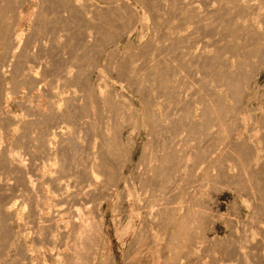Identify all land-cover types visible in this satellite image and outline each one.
Here are the masks:
<instances>
[{
  "label": "bare ground",
  "instance_id": "6f19581e",
  "mask_svg": "<svg viewBox=\"0 0 264 264\" xmlns=\"http://www.w3.org/2000/svg\"><path fill=\"white\" fill-rule=\"evenodd\" d=\"M87 1L0 0V102L2 103V99L4 98L2 97L1 99V93L3 96L4 92L2 91H4L5 87L3 83L7 74V68L11 67V75L14 82V84H12L14 85L13 93L23 99L19 100L20 102H22L21 107L23 105V108L27 111L29 117H32V120L26 122L25 127H22L25 129L24 133H22L21 136L18 135L20 136V138L18 136L17 137L19 139L15 138L17 140L16 148H7L6 151L4 149V153L2 152V155H0V164L2 165L1 168H4L3 172H5L6 170V176H3L5 179L4 182H6V178L8 180L5 184L3 183L4 185H1L3 186L4 193H0V196L1 194L7 196L8 194H10V192H15V194H17L20 191H24L26 196L29 195L30 198L32 197L33 209L31 212L32 215H34L33 218H35V223L38 221V223L40 224L41 227H39L40 229H42V234L44 236L40 234L41 231L38 235H40L42 237V240L44 239V242L47 243V253L51 255V257L54 259L53 261H55L56 264H101L103 260L106 261L107 257L105 258L106 254L105 251L103 252L104 249H102V246L99 247V244H96L97 246L93 244V234L91 232H93L94 234L97 233L98 235L99 231L95 233L91 228L94 229L92 225L95 226L96 223L94 224V222H96L98 219V224H105V205L112 198V191L120 189L119 186L122 183L123 179V181L126 182L128 180V178H124L126 177L124 172H126V168H128L133 163L132 160H134V152L127 149L128 154H126L127 152L125 154L122 153L124 150L126 151V148H124V146L126 145L120 144V137L126 130H131V133L138 132L139 135L144 131L151 140V142L149 140L151 150H147L146 154L145 151L142 159L140 158V163L138 162L140 170L142 171L138 172L139 176L137 175V178L141 186L140 192L142 193L140 195H142L143 193H152L150 194L151 197L149 199V204H144L145 207L138 208L139 206L137 207L136 205L137 202L135 203L137 212L132 207L133 209L130 211V215L127 216V226L125 225V227H127L128 230L130 228H133L132 226L134 225L136 218L139 220L141 219V222L143 223V227H141L142 231V228L146 227L147 225L148 227H150H147L150 230H155L157 232H161L163 230L164 232L173 230L178 234H183L186 238L189 237L192 233V228L194 232L198 231H196V229H198L199 226L197 225L198 227L196 226L194 229V226L192 227L191 223L193 222V225H195L197 222L200 223L205 214H208L209 212L200 213L201 211L198 212V209H195L196 211L190 209L183 211L182 209L184 207H178L175 205L176 203L173 204L172 202H170V197L172 198L173 192L180 193L179 191L182 190L181 186L185 183V180L182 181L181 178L183 177L180 178L179 174H182L180 173V171L184 169V165L186 169V165H188V167H190L191 169V167H193L191 163H193L195 167L192 169H196L200 172L206 162L208 163L211 160L214 161V159L218 157V154H220L221 151L219 150L225 143L224 140H227L224 139L225 133L230 132L226 130V127L230 124L228 123V121L231 118V120H233L235 112L233 110L234 107L231 106L233 104L229 102V97H233V92H236L233 93L234 95L240 92L239 90L241 88L238 87L239 85L237 84L239 83L236 80L240 79L238 77L240 74H242L241 70L243 69L244 65L248 64L246 59H252L254 55H258H256L253 47L249 48L250 45L248 44L249 42H254L252 38L255 39V37L253 35H257L261 30L259 28L260 30L258 29L259 31H256L257 28L252 27V24L253 26H256L254 25V23H252V18L250 19L252 20L251 22H249L250 20L248 19V22L252 23L250 26L248 25L249 23L245 24V21L243 22V20H239L240 22H237V19H239L238 17H242L243 19V16L246 13V15H248L251 11V13L253 14L254 10L256 9L254 7V10L252 9V11L248 8L254 5H247L248 8L244 7L247 8L246 12H244L245 9L242 10L243 7L241 8L243 3L240 7H238V0H229L225 3H223L224 1H219V3L217 0L213 1L215 3L217 1V5L210 1L209 4H205L206 6H202L204 9H201L202 7H199L197 5L198 2H194L195 0H189L190 3L187 2L188 0H138L139 3L140 1L141 4L143 3V5H141L142 7L145 5L144 7H146L150 13L147 11L145 12L147 14H151L152 19L154 20V22H152L150 19V22L154 24L152 26H147L150 27V29L148 30V40L147 42L142 43V39L145 38L144 36L147 34H142L144 36L140 35L143 38L140 40V43H142V45H140L141 47L140 49H138L139 51L130 52V50H128L129 52H124L125 55L123 56L122 62H119L120 64H118V62L117 64L114 63V65L116 64V67L118 66L117 72L122 74L119 75L121 82L123 79V82H126V85L129 84L133 88V92L138 94L140 97L139 99H141V108L139 106L140 110H137L136 105L133 104L134 102H131V98L129 100V98L127 99V97H125L129 101H127L126 99L124 100L123 97L119 98L120 95L117 98L116 95L113 96V93H111V91L110 93L105 94L103 92L105 90V86L100 85L99 83L101 82H99L98 84L100 86H103L104 90H102V88L98 90L92 87H86V76L83 80V71L85 70H83V67H85V65L88 66L93 58H97L95 60V63L98 58L99 60L101 59L103 55H97H101V51L105 50L106 47L103 43L107 44V47L110 42L111 44L119 43L123 37V35H121V32L124 35L132 33V31H134L133 28L138 22H136V20L134 23L135 25L132 28L133 24H131L132 26L130 25V23L132 22L129 23L126 20L124 22V19L121 17L122 15L120 16V13H114L112 9L110 10H112L113 13L109 12L110 14L107 15H104V13H102L101 15L100 13L98 15L100 11L102 12V8H100V6L102 5L99 4L100 9L97 7L98 5H96L97 11L100 10L97 13L95 12V9H92L95 6H92V3L89 4L90 2ZM107 1L110 2V0ZM107 1L104 2L107 3ZM116 1L118 2L121 0ZM205 1L206 0H204V2ZM258 1L263 2L262 0ZM111 2L114 3V1L112 0ZM247 2H249V0ZM259 2L255 3L258 4ZM93 3L95 5L96 2ZM251 3H253V1ZM256 4L255 6L258 7ZM262 4H264V2L261 3V5ZM117 5L115 6L120 9V4L119 6ZM90 6H92V8ZM244 6H246V4H244ZM89 8H91L96 15H94L93 11L90 12L91 10H89ZM122 9L123 8L121 7V10L115 9V11L122 12ZM35 10H37V12H35ZM107 10L109 11V9ZM246 15L245 19L249 16ZM259 16L260 15H258V17ZM261 16L259 21L261 20ZM258 17H255L254 19L256 20L258 19ZM255 22H257V20ZM126 25H128L129 27L127 28ZM251 27L253 29L252 32ZM144 30L145 29H143L142 31ZM253 31L258 33L256 34ZM108 37H110L109 39H117V41H120L116 43V41L114 42L112 40H109ZM251 39L252 41H250ZM262 39H264L263 35ZM108 40L110 42L107 43ZM98 42L101 43V48H103V50H100V47H97ZM119 45H121V43H119ZM200 45L202 47L201 50L195 51V49L197 50ZM115 49L112 51H115ZM122 50L123 49H121V51ZM109 53L110 54L108 55L110 56L107 57H109L110 59L113 58L111 57V53L115 54L113 56H116V53L114 52ZM103 54H105L104 51ZM241 57H243L242 60L240 59ZM111 61L109 63H111ZM251 61L253 62V60ZM51 62L53 63L51 64ZM242 64L244 65L241 66ZM40 65H43L45 69L53 74L51 80H46L47 83L45 79H40V77H37L36 73L39 71L36 70V66L40 67ZM97 67L95 68L94 66V69L97 70ZM110 69H112V67L108 70ZM86 82H88V80ZM41 84H45V86L48 88L47 89L45 87L48 90V93H46L45 95V97L48 96L47 99H45L43 94L40 93L41 91H39V86ZM101 84H103V82ZM58 88L60 91L57 92ZM66 90L69 91L71 95L70 97L66 96L67 99L65 98L67 106L66 103H64L65 101L62 102V105L63 103L65 105L64 109L63 106H60L59 102H61V100L58 99V96L59 94H64V91ZM109 90H111V88L107 89L108 92ZM107 91L105 90V92ZM11 95L10 97H12ZM59 97L61 98V96ZM63 97L64 96L62 95V98ZM233 99L234 98H232V100ZM126 101L129 103H127ZM8 103L9 102H7V105ZM138 111L140 112V114L138 113ZM7 117L10 118L9 116ZM244 123L245 122H243V124ZM61 124H67L69 128L71 127L69 126V124H73L77 127L73 128L72 126V131H69L67 127L61 126ZM22 126H24V124ZM60 126L61 129L63 127V129H66V131H57ZM2 128L0 126V131ZM73 129L74 131L76 129L78 135H76L77 133H72ZM37 131H40L41 133L45 131V133H43V135L40 133L39 136L42 135L40 137L35 136L37 135ZM82 133L84 134L83 136L81 135ZM11 137L12 136L10 135V138ZM226 137H228L227 134ZM6 139L8 140V137ZM10 145L13 144H9V146ZM119 145H121V147L123 145L124 146L122 148L120 147L121 149H119ZM232 149L234 150L235 148L233 147ZM24 155H27L31 158V164H33V167H31L32 175L28 171L31 164L28 167V164L24 159ZM247 157L244 158L247 159ZM30 158L28 159L29 161ZM242 158L241 160L243 161L244 159ZM190 159H193L194 162H192V160L190 163ZM238 159L240 158L236 159V163L237 161H241ZM29 161L28 163H30ZM42 161H46L47 164ZM242 161L239 163L244 164V162ZM246 161L248 162L247 164L249 166L251 160ZM37 162H42V165L44 163L46 165L44 164L43 167L39 165V167L37 166ZM218 162L220 161L218 160L215 163ZM239 163H237L238 165H236L238 166V168L235 167L237 170H240L241 165H243H240ZM247 164L245 162V166ZM214 166V169H216V165ZM37 167L40 169H38ZM190 169L188 168L189 173ZM242 169L244 170L245 167ZM249 170L250 169H248L247 172ZM194 171L192 170L190 175H193L192 172ZM188 172L187 174L189 175ZM185 173H183L181 176H183ZM248 173H250L251 177L253 178L252 170ZM248 173H245L246 176L249 175ZM176 174L179 175V178L181 180L180 182H184L180 183L182 184L181 186H178L180 185L179 183L174 186L175 182L179 181L178 179L174 182V180L176 179L175 176H177ZM194 174V176H196V173ZM130 176H132L131 173ZM189 178L191 177H188L187 180H189ZM252 178L249 179L251 180ZM133 179H135V176ZM16 182L19 184L21 183L24 189L20 185L23 189L21 190L20 186L15 184ZM128 182L129 183L127 184V188L129 192L132 194L135 193L136 190L132 187V185H134V182L132 183V181L129 180ZM251 182H253V179L248 182V184H251ZM176 186L180 188H177L176 190ZM189 186L190 185H188V187ZM50 187H52L50 190L53 189V191L51 192L49 191ZM16 189L20 190L16 191ZM183 189L184 190H182L181 192H185L186 188ZM121 193L122 192H120L119 195L124 194ZM175 193L174 195L177 196ZM21 194L24 196L23 192H20V196ZM144 194L143 196H145ZM179 195L177 197H179ZM192 195L194 197V194ZM120 197V199H122V196ZM125 197L126 196H124V198ZM7 198L8 200H10L9 197ZM125 199L122 200L124 201ZM156 201H158V203ZM197 201L199 202V200ZM143 202H145V200ZM182 202L184 203L185 201ZM4 204L7 205V203ZM188 204L190 206L191 203ZM201 204L203 205L204 203ZM10 205L12 204L10 203ZM191 205L193 206L194 204ZM117 206L119 207V205H116L115 207ZM198 206L199 208H201L199 204ZM119 209L120 208H118V210ZM202 209L204 210L203 207ZM96 211H98L100 214L98 215L99 218L95 217L97 214L95 213ZM124 213L126 214V212ZM202 214H204L203 217H200ZM96 218L98 219L96 220ZM0 220L2 222V220L4 219H2L1 217ZM1 222L0 226L3 229ZM25 223L26 222L24 221V224ZM7 227H9V225ZM97 227L99 228L98 225ZM97 227L95 229L100 230V228L97 229ZM150 230L145 229V231L148 232ZM3 231L5 232V229ZM3 231L2 233L3 235H5ZM139 231L140 230H138V232ZM36 237H33V239H36ZM41 237H39V240L41 239ZM101 237L99 238L97 236V239H95L98 241V239H102ZM119 239L122 238L120 237ZM145 241L147 242V239L143 242ZM178 241L179 240L177 239V244ZM103 242L104 241H102L101 244H103ZM174 242L175 241H173V243ZM180 243L182 244V241H180ZM137 244L134 249H138ZM151 244L143 246L150 247ZM1 249L2 248H0V252ZM142 249L144 248L142 247ZM146 249L148 248H145L144 250ZM133 252L134 251H132V253ZM129 253L130 251L128 252V254ZM129 256L130 254L128 255V258L130 259L131 257ZM112 258L111 260H116ZM145 258L143 257V259ZM26 261L28 260H25L24 262ZM141 263H144V261L142 262V259L140 264Z\"/></svg>",
  "mask_w": 264,
  "mask_h": 264
},
{
  "label": "rangeland",
  "instance_id": "374dc122",
  "mask_svg": "<svg viewBox=\"0 0 264 264\" xmlns=\"http://www.w3.org/2000/svg\"><path fill=\"white\" fill-rule=\"evenodd\" d=\"M85 1V0H84ZM87 1V0H86ZM92 6H95L92 8V6H90L92 9H95V12H99L100 10L97 11L96 9V5H98L97 7L99 8L100 5V8H102V12L100 11L98 13V15L101 13H104V15L106 14H110V13H116V14H119L120 13V16L124 19L123 21L125 22V20L127 22H132L130 23L133 24L132 28L134 27V23L135 21L138 22L135 27L133 28L134 31H132V33H128L126 35L122 34L121 32V35H123L121 41H117L116 40H112V39H109L110 37H108L109 40H112V41H116L121 43V45H119V43L117 44H111V42L108 40V42H110L109 46L107 47V44L103 43L105 45V50H103V48H101V43L98 42L97 44V47H100V50H103L105 52V54H103V51H101V55H97V56H102L101 59L96 61L95 63V60L97 59H92V61L89 63V65L91 66H87L85 65V67H83V80L85 79L84 77L86 76V79H85V86L86 87H92L94 89H100L102 88V90H106L107 89H110L109 92H105V90L103 91L105 94H108L110 93H113V96L116 95V97L118 98L119 95L120 97L119 98H122L125 100L127 97V99L131 98V102H134L133 104L136 105V108L137 110H140L141 108V99H139V95L136 94L135 92H133V88L129 85H126V82H123V79H122V82L119 78V75L121 73H118V66L116 67V64L118 62V64H120L123 60V56L125 55L124 52L130 50V52H138L140 49V45H142V43H145L147 42L148 40V30L150 29V27H147L149 25H153L154 23V20L152 19V16L151 14H149L150 12L148 11V9L146 7H142L141 5H143V3L141 4V1L140 3L138 2V0H121V1H116V0H112L114 1L111 2H108L107 0H88ZM87 1V2H88ZM104 1H107L104 2ZM192 1V0H191ZM194 1V0H193ZM210 1L214 4L219 3V1H224L223 3L225 2H228L229 0H217L216 3L213 2L215 0H206L204 2V0H195L194 2H198L197 5L200 7L202 6H206L205 4H209ZM239 1V4H238V7L241 6V4L243 3V5L241 6L242 10L245 9L244 12H246L247 10V5L248 6H251V5H254V6H251L249 7L248 9H253L254 10V7L256 8L254 10V12H257V13H254L253 14L251 13L250 11L248 16L246 19H245V15L243 16V19L242 17H238L239 19H237L238 21L237 22H240L241 20H243V22L245 24H248L249 22H251L252 20H250L251 18L253 19L252 23H254V25L256 26H253L252 23H249L248 25L250 26L252 24V27L254 28H257L256 31H259V33L257 35H253L255 37L252 38L254 42H249L248 45H250L249 48L253 47L256 52V55H254V57L251 59V58H247V63L246 65L242 64L241 66L244 65L243 69L241 70V73L243 74H240L238 78V83L236 82L237 85H239L238 87L241 88L239 91V93L237 94H233V93H236V92H233L232 95L233 97H229V102L233 105L234 108H237V109H234L233 110L235 111L234 112V118L233 120H229L228 123H230L227 127H226V130L227 131H230L228 133H225V138L224 139H227V140H224L225 143L222 145V150L220 149L219 151L220 154H218V157L213 160H211L210 162H206L203 169L199 172L197 171L196 169H192L195 167V165L193 163H191V161L193 159H190V163L193 165V167H188V165H186L187 169L185 168V165H184V169H182V171H180V173H185L186 170L187 172L189 171L188 168L190 169V173L191 171L195 170L197 172H192L193 173V177L190 175L187 174V172L185 174L187 175H183L181 176L182 174H179L180 175V178L182 181L184 182H180V178H179V175L176 174L177 176H175V180H178L179 181H176L174 186L176 184H180V183H184L183 185L180 184L178 186H181V189L184 190L183 188H186L185 192H181L182 190H180L179 192L180 193H175L173 192V195H172V198L170 197V202H172L173 204H175L176 206L178 207H182L181 209L183 211H186L188 209L190 210H195V209H198V212L201 211L200 213H208V214H205V216L203 217L204 214H202L200 217H203L202 221H200V223H197L193 225V222L191 223L192 227L194 226V229L195 227L197 226L198 229H196L197 232H194L192 229H191V226H190V229H191V234L189 237H185L183 234H178L176 231L174 232L173 230H168L167 232L164 230L163 231H158L160 233H158L157 231H153V230H150L148 228L147 225L146 227H144L146 230H150L149 232L148 231H145L144 228L143 231L141 230V227H143V223L141 222V219H136L135 218V223L134 225L132 226L133 228H130L128 230L127 227H125V225L127 224L126 220H127V216L130 215V211L134 208L136 210V205L138 208H141V207H145L144 204L148 205L149 204V199L151 197V193L152 192H149V193H143L145 196L140 195L142 192H140L141 190V186L139 184V181H138V176H139V173L140 171V167L138 165V162L140 163V158L142 159L143 155H144V152L145 154L147 153V150H151V145H150V142L151 140L149 139V137L147 136V134L143 131L140 135L138 132H133L131 133V130H126L123 135L120 137V144H125L126 146H124V148H126V151L124 150L123 148V154H125L127 152V149L131 150L132 152H134L133 154V163L128 167L126 168V172H124V174L126 175V177L124 178H128L129 181H132V183L134 185H132V187L137 191H135V193H130L129 190H128V180L127 182L126 181H123L122 180V183L120 184L119 188L120 189H116V191H112V198L110 199V201L105 205V211H106V214H105V224L104 225H101V224H98L99 223V217L98 215L99 212L96 211L95 213L96 216L95 217H98L96 218V222H94V224L96 223V225H92L94 227L91 228L92 231L94 230V232H98L99 231V234L97 235L94 234L93 232H91L93 234V244H99L98 246L101 247L102 246V249L103 252L105 251V258H106V261L103 260V262L101 264H124V263H128V264H140L141 262V259H142V262L144 261L143 264H264V39H262V35L264 37V7L261 3L264 2V0H262L263 2H259L258 0H255V2H259L258 4H256L254 2V0H249V2H247L248 0H238ZM253 1V3H251ZM86 2V3H87ZM93 2H96L95 5ZM138 2V3H137ZM188 3L189 0L187 1ZM113 5H112V4ZM200 3V4H199ZM217 3V4H218ZM249 3V4H248ZM100 4V5H99ZM118 4V5H117ZM120 4V9H118V7H116L115 5L119 6ZM140 4V5H139ZM216 4V5H217ZM244 4H246V6H244ZM255 4L258 6L256 7ZM105 5V6H104ZM107 6V7H106ZM263 8H262V7ZM109 7V8H108ZM116 7V8H115ZM121 7L123 8L122 9V12L121 11H115L116 10H121ZM237 7V8H238ZM244 7H247V8H244ZM37 8V7H36ZM89 8V10H91L90 12H92L93 10ZM99 8V9H100ZM105 8V9H104ZM115 8V9H114ZM135 10H134V9ZM146 8V9H145ZM240 8V9H241ZM258 8V10H257ZM109 9V11L107 10ZM112 9V10H110ZM145 9V10H144ZM201 9H204L203 7ZM106 10V12H105ZM124 10V11H123ZM126 10V11H125ZM132 10V11H131ZM239 10V9H238ZM252 10V11H253ZM257 10V11H256ZM136 11V12H135ZM149 12L148 14L145 12ZM247 11V12H248ZM35 12H37V10H35ZM89 12V11H87ZM110 12V13H109ZM138 12V13H137ZM94 13V11H93ZM124 13V14H123ZM136 13V14H135ZM131 14V15H130ZM90 15V13H89ZM93 15V14H92ZM94 15H96L94 13ZM93 15V16H94ZM134 15V16H133ZM139 15V16H138ZM144 15V16H143ZM258 17V15H262L261 16V20L259 21L260 19V16L258 17L257 22H255L256 20L254 19L255 17ZM137 18H136V17ZM151 16V17H149ZM146 17V18H145ZM133 18V19H132ZM140 18V19H139ZM145 18V19H144ZM131 19V20H130ZM150 19L152 22H150ZM248 19L250 20L248 22ZM130 20V21H129ZM146 20V21H145ZM240 20V21H239ZM247 20V21H246ZM141 21V22H140ZM150 23H149V22ZM262 21V22H261ZM242 22V23H243ZM247 22V23H246ZM258 23V24H257ZM139 24V25H138ZM261 24V25H260ZM263 24V25H262ZM129 25V24H128ZM128 25L127 28L129 27ZM252 27H251V32H252ZM131 28V27H130ZM139 28V29H138ZM260 28V29H259ZM88 29V28H87ZM136 29V30H135ZM143 29H145L144 31H142ZM259 29V30H258ZM263 30V31H262ZM136 31V32H135ZM140 32V33H139ZM141 32H144V33H141ZM261 32V33H260ZM253 33V34H255ZM131 34V35H130ZM142 34H147V35H142ZM262 34V35H261ZM144 36L145 38H143L142 36ZM252 35V33H251ZM109 36V35H108ZM131 36V37H130ZM147 36V37H146ZM252 36V37H253ZM125 38V39H124ZM143 38V39H142ZM143 40L142 43H140L141 41L140 40ZM146 39V40H145ZM209 39V38H208ZM244 39V37H243ZM242 39V40H243ZM252 39L250 41H252ZM241 40V41H242ZM259 40V42H258ZM100 43V44H99ZM124 43V44H123ZM131 43V44H130ZM252 43V44H250ZM259 45H258V44ZM102 44V45H103ZM137 44V45H136ZM100 45V46H99ZM103 45V46H104ZM258 46V47H257ZM129 49H128V48ZM133 49H132V48ZM138 47V48H137ZM200 47V48H199ZM198 47V49L195 51H200L201 50V45ZM115 48H118V49H115ZM115 51H112L114 50ZM120 49V51H119ZM121 49H123L121 51ZM263 49V50H262ZM117 50V52H116ZM107 52V53H106ZM109 52H114L116 53V56H113L115 54L111 53V57L113 58H109L107 56H110L108 54H110ZM129 52V51H128ZM124 53V54H123ZM107 54V55H106ZM123 54V55H122ZM106 57V58H105ZM115 57V58H114ZM109 58V59H108ZM119 58V59H118ZM243 57H241L240 59L242 60ZM112 59H115V60H112ZM116 61V62H112L109 63L110 61ZM118 60V61H117ZM253 60V62L251 61ZM260 60V61H259ZM256 61V62H255ZM93 62V63H92ZM120 62V63H119ZM246 62V61H245ZM250 62V63H249ZM262 62V63H261ZM53 62H51L52 64ZM110 65H108V64ZM114 63H116L114 65ZM250 64V65H249ZM258 64V65H257ZM114 65V66H113ZM262 65V66H261ZM30 66H33V65H30ZM94 66L95 68L97 67V70L94 69ZM101 66V67H99ZM105 66H109V68L112 67V69L108 70L107 67ZM89 67V68H88ZM115 67V68H114ZM246 67V68H245ZM11 68V67H10ZM10 68H7V74H6V77L4 79V92L3 96H2V93H1V99L2 97H4L2 99V103L0 104V126L1 128V131H0V155H2V152L4 153V149L6 151L7 148H16L17 146V139L20 138L21 134L24 133V129L25 128H22V127H25V124L26 122H29L32 120V117H29V115L27 114V111L23 108L24 106L22 105L21 107V103L19 100H23L21 97H18L17 95H15L13 93V88H14V82H13V78H12V70ZM88 68V69H87ZM102 68V70H101ZM250 68V69H249ZM39 69H42V70H39ZM104 69V70H103ZM247 71H246V70ZM36 70L39 71L37 72V77L40 79H45V81H49L52 79V76L53 74H51L50 71H48L47 69H45L43 67V65H40V67L36 66ZM88 70V71H87ZM42 71V72H41ZM48 71V72H47ZM99 71V73H98ZM244 71V72H243ZM29 72V71H28ZM44 72V74H43ZM86 72V73H84ZM93 72V74H92ZM104 72V73H103ZM109 72V73H107ZM111 72V73H110ZM252 72V73H251ZM114 73V74H113ZM255 73V74H254ZM43 74V75H42ZM47 74V75H46ZM49 74H50V77H49ZM85 74V75H84ZM87 74V75H86ZM89 74V75H88ZM39 75V76H38ZM41 75V76H40ZM98 75V76H97ZM112 75V76H111ZM122 75V74H121ZM43 76V77H42ZM47 76V78H46ZM90 77V78H89ZM100 77V78H99ZM123 77V76H122ZM114 78V79H113ZM11 79V80H9ZM105 79V81H104ZM88 80V82H86ZM101 80V81H100ZM108 80V81H106ZM46 81V83H47ZM90 81V82H89ZM111 83H110V82ZM10 82V83H9ZM99 82H103V84L99 83ZM106 82V83H105ZM109 82V83H108ZM88 83V84H87ZM100 85H103L105 86V88L103 89V86H100ZM110 86H108L107 85ZM94 84V85H93ZM10 85V86H9ZM89 85V86H88ZM98 85V86H97ZM114 85V86H113ZM12 86V87H11ZM54 86V85H53ZM99 88H97V87ZM45 84H41L39 86V91H41L40 93L43 94L44 98L47 99V97H45L46 93H48V88L46 89L45 88ZM55 87V86H54ZM85 87V89H86ZM114 87V88H113ZM130 87V88H129ZM200 87V85H199ZM45 91H44V89ZM117 88V89H116ZM125 88V89H124ZM238 88V89H239ZM56 89V88H55ZM121 92H120V91ZM47 91V92H46ZM60 91L59 88L57 90V92ZM113 91V92H112ZM123 91V92H122ZM15 92V91H14ZM43 92V93H42ZM65 93L62 95L64 96L62 98V95L59 94V96H61V98L58 96V99L61 100L60 103V106L65 109V105L64 103H66V96L70 97V93L69 91H64ZM119 92V93H118ZM122 95H121V94ZM12 94V95H11ZM6 95V96H5ZM10 95L12 97H10ZM15 95V96H14ZM48 95V94H47ZM9 96V97H7ZM235 96V97H234ZM16 97V98H15ZM8 98V99H7ZM15 98V99H14ZM18 98V100H17ZM66 98V99H65ZM232 98H236L235 101L234 99L232 100ZM6 101H5V100ZM126 99V100H127ZM139 99V100H138ZM127 100V101H129ZM65 101V102H64ZM126 101V102H127ZM7 102L8 105H7ZM62 102L63 105H62ZM130 102V103H131ZM233 102V103H232ZM129 103V102H127ZM238 104V105H237ZM6 105V106H5ZM66 106H67V103H66ZM140 106V108H139ZM139 108V109H138ZM24 109V111H23ZM11 110V111H10ZM237 110V111H236ZM25 112V113H24ZM138 113L140 114V112L138 111ZM8 114V115H7ZM21 114V115H20ZM7 116H9L10 118H8ZM238 116V117H237ZM238 118V119H236ZM20 119V120H19ZM26 119V120H25ZM3 120V121H2ZM10 122H9V121ZM15 122H14V121ZM233 123H231V122ZM236 121V122H235ZM238 121V122H237ZM9 122V123H8ZM243 122H245L243 124ZM5 124V125H4ZM9 124V125H8ZM24 124V126H22ZM9 126V127H8ZM61 126H65L69 129V131L71 130L72 131V126L73 128L74 127H77L75 125H70L71 126L70 128L67 126V124H61ZM61 126L59 129H57V131L61 130L62 132H65L66 129L64 130L63 127L61 129ZM6 127V128H5ZM64 127V128H65ZM236 127V128H235ZM245 127V128H244ZM248 127V128H246ZM18 128V129H17ZM77 129V128H76ZM76 129L74 131L73 129V134L77 133L76 132ZM13 130V132H12ZM232 130V131H231ZM8 132H12V133H8ZM41 132L37 131V135L35 136H39ZM43 133H45V131H43ZM43 133H41L43 135ZM68 133V132H66ZM231 133V134H230ZM6 134V135H5ZM15 134V135H14ZM226 134L228 137H226ZM10 135L12 136L10 138ZM20 135V136H18ZM40 135V136H42ZM78 135V133L76 134ZM82 136L84 135L83 133L81 134ZM139 135V136H138ZM19 138H18V137ZM39 136V137H40ZM128 136V137H127ZM8 137V140L6 139ZM38 137V138H39ZM124 137V138H123ZM12 140H10V139ZM43 138V137H42ZM2 139V140H1ZM15 139V140H13ZM148 139V140H147ZM41 140V139H39ZM128 140V141H127ZM130 140V142H129ZM150 140V142H149ZM124 143H123V142ZM223 141V142H224ZM227 141V142H226ZM122 142V143H121ZM136 142V143H135ZM132 143V144H131ZM228 143V144H227ZM9 144H13V145H10ZM83 144V143H82ZM149 146H147V145ZM226 144V145H225ZM121 145H119V149H121ZM146 145V146H144ZM132 146V147H131ZM224 146V147H223ZM121 147V148H120ZM128 147V148H127ZM144 147H147V148H150V149H147V148H144ZM235 148L234 150L232 148ZM228 149V150H227ZM224 150V151H223ZM230 150V151H229ZM236 150V151H235ZM122 151V150H121ZM130 152V151H129ZM226 152V153H225ZM229 152V153H228ZM131 153V152H130ZM129 153V154H130ZM219 153V152H218ZM225 153V154H224ZM228 153V154H227ZM237 153V154H236ZM250 153H251V156H250ZM128 154V152L126 153ZM222 155V156H221ZM223 155H226V156H223ZM231 158H230V156ZM241 155V156H240ZM24 159L25 161L27 162L28 164V167L29 165L31 164V158L27 155H24ZM191 156V155H190ZM236 158H235V157ZM249 159H248V157ZM253 156V157H252ZM229 157V158H228ZM243 157V158H242ZM244 157H247V159H245ZM30 158V161L28 160ZM190 158V157H189ZM191 158H194V157H191ZM224 158V159H222ZM237 158H240L238 160H241L244 159L242 162L243 163H239L241 161H237V163H239L241 165V169L237 170L235 167L238 168V165L236 163V159ZM252 158V159H251ZM220 162L218 163H215L217 162L218 160ZM232 159V160H231ZM44 160V159H43ZM217 160V161H216ZM235 162H234V161ZM246 160H251L250 161V165L248 166V162ZM28 161L30 163H28ZM40 161V160H39ZM222 161V162H221ZM231 161V163H230ZM42 162H45L47 164L46 161H42ZM42 162H37V166L41 165V167H43V164L42 165ZM194 162V160L192 161ZM245 162H246V166H245ZM33 163V162H32ZM190 163H187V164H190ZM214 163V164H213ZM45 164V165H46ZM231 164V165H230ZM192 165H189V166H192ZM216 165V169L215 166ZM221 165V166H220ZM224 165V166H223ZM239 165V166H240ZM212 166V167H210ZM224 169H223V167ZM233 166V167H232ZM245 167V171L242 169ZM248 166V167H247ZM2 165L0 164V193H4L3 191V186L1 185H4L8 180L6 178V182L5 179H4V175H5V172H3L4 168L2 169L1 168ZM31 167H33V164L30 165L29 167V172L31 173ZM40 167V166H39ZM220 169H218V168ZM38 168V167H37ZM134 168V169H133ZM210 168V169H209ZM229 168V169H228ZM2 169V170H1ZM40 169V168H38ZM133 169V170H132ZM232 169V170H231ZM250 169L248 172H250L252 170L253 174V178L251 177L250 173L247 172V170ZM210 170V171H209ZM222 170V171H221ZM230 170V172H229ZM130 171V172H129ZM136 171V172H134ZM221 171V172H220ZM239 171V172H238ZM243 171V172H241ZM203 172V174H202ZM205 172V173H204ZM207 172V174H206ZM215 172V173H214ZM4 173V174H2ZM29 173V175H30ZM130 173L132 176H130ZM134 175H133V174ZM196 173V176H194ZM210 173V174H208ZM219 173V174H217ZM221 173V174H220ZM224 173V174H223ZM230 173V175H229ZM237 173V174H236ZM248 173L249 177L246 176V174ZM129 174V175H128ZM198 174V175H197ZM200 174V175H199ZM205 174V175H204ZM223 174V175H222ZM226 174V175H225ZM233 174V175H232ZM244 174V175H243ZM32 175V173H31ZM138 175V176H137ZM212 175V176H211ZM237 175V176H236ZM6 176V175H5ZM135 176V179H133ZM202 176V177H201ZM222 176V177H221ZM226 176V177H225ZM246 176V177H245ZM255 176V177H254ZM130 177V178H129ZM188 177H191L188 179ZM204 177V178H203ZM209 179H208V178ZM220 177V178H219ZM214 178V179H213ZM216 178V179H215ZM223 178V179H222ZM249 178H252L253 179V182H251V184L248 182H250L251 180ZM2 179V180H1ZM191 179V180H190ZM204 179V180H203ZM237 183H236V181ZM250 181H249V180ZM134 180V181H133ZM187 180V181H186ZM206 180V181H205ZM209 181V182H208ZM220 181V182H219ZM190 182V183H189ZM211 182V183H210ZM214 182V183H213ZM217 182V183H216ZM219 182V183H218ZM4 183V184H3ZM189 183V184H187ZM216 183V184H215ZM16 185L18 186H22V184L20 183H15ZM195 184H200V185H195ZM202 184V185H201ZM236 184V185H235ZM238 184V185H237ZM15 185V187H16ZM126 185V186H125ZM185 185V186H184ZM188 185H190L188 187ZM205 185V186H204ZM248 185H251V186H248ZM254 185V186H253ZM17 186V188H18ZM20 186V189H22V187ZM135 186V187H134ZM176 186V190L177 188H180ZM198 186V187H197ZM252 186H253V189H252ZM188 187V188H187ZM194 187V188H193ZM210 189H209V188ZM217 187V188H216ZM231 187V188H230ZM238 187V188H237ZM251 187V188H250ZM52 187L49 188V191H53L50 190ZM196 188V189H195ZM202 188V189H201ZM20 189H16V191H19ZM238 189V191H237ZM120 190V191H119ZM175 190V191H176ZM189 190V191H188ZM207 190V192H206ZM215 190V191H214ZM2 191V192H1ZM192 191V192H191ZM199 191V193H198ZM209 191V192H208ZM20 192L24 194V196L21 194L20 196ZM18 192L17 194L12 193L10 192V194H8L7 196L1 194V196H4V197H1L0 196V219L2 217V222L0 220V222L2 223V226H3V229L2 227L0 228V248L1 249V252H0V264H56L55 261H53L54 259L51 257V255L49 253H47V243L44 242L45 240L43 239L42 240V237L40 235H38L41 231L40 234H42V229H40V224L38 223V221L35 223V218L34 215H32V209H33V199L32 197L30 198L29 195H25L24 191H20ZM120 192H122L121 194L123 195H119ZM235 192V193H234ZM49 193V192H48ZM137 193V194H136ZM174 193L178 196L179 194V197L175 196ZM188 195H185V194ZM212 193V194H211ZM15 194V195H14ZM184 194V195H183ZM191 194V195H190ZM194 194V197L193 195ZM196 194V196H195ZM137 195V196H136ZM147 195V196H146ZM182 195V196H181ZM209 195V196H207ZM17 196V197H16ZM19 196V197H18ZM122 196V199H125L124 201L122 199H120ZM124 196H126L124 198ZM143 196V197H142ZM175 198H174V197ZM184 196V197H183ZM198 196V197H197ZM10 200H8V198ZM11 197V198H10ZM16 197V198H15ZM23 197V198H22ZM115 199H114V198ZM119 197V198H118ZM139 197V198H137ZM145 202H143L144 200ZM177 197V198H176ZM190 197V198H189ZM208 197V198H207ZM146 198V199H145ZM180 198V199H179ZM187 198V200H186ZM197 198V199H196ZM199 198V199H198ZM15 199V200H14ZM23 199V200H22ZM26 199V200H24ZM120 201H119V200ZM128 199V200H127ZM136 199V200H134ZM173 199V201H172ZM179 199V200H178ZM183 199V200H182ZM193 199V200H192ZM8 202H7V201ZM30 200V201H29ZM32 200V202H31ZM123 202H122V201ZM131 202H130V201ZM139 200V201H138ZM143 200V201H142ZM178 200V201H177ZM199 200V202L197 201ZM20 201V202H19ZM118 204H117V202ZM176 201V202H175ZM182 201H185L184 203ZM193 201V202H192ZM195 201V202H194ZM26 202V203H24ZM138 204H137V203ZM148 202V203H147ZM154 202V201H153ZM158 203V201H156ZM155 202V204H156ZM198 202V203H197ZM204 203L203 205L201 203ZM4 203H7L4 204ZM10 203L12 205H10ZM19 203V204H18ZM23 203V204H22ZM134 203V204H133ZM136 203V205H135ZM188 203H191V204H194L196 206H192ZM56 204V203H55ZM133 204V206H132ZM152 204V203H151ZM188 204V205H187ZM198 204L200 205L201 208H199ZM27 205V206H26ZM29 205V206H28ZM109 205V206H108ZM116 205H119L118 208H120L118 210L117 207H115ZM174 205V206H175ZM202 205V206H201ZM121 206V207H120ZM206 206V207H205ZM5 207V208H4ZM133 207V208H132ZM190 207V208H189ZM193 207V208H192ZM198 207V208H197ZM202 207L204 208V210L202 209ZM211 209L209 210L208 209ZM26 208V209H25ZM126 208V209H125ZM137 208V209H138ZM17 209V210H16ZM5 210V211H4ZM26 212H25V211ZM126 210V211H125ZM13 211V212H12ZM19 211V212H18ZM118 211V212H117ZM196 211V210H195ZM203 211V212H202ZM3 212V213H2ZM6 212V213H5ZM8 212V213H7ZM18 212V214H17ZM126 212V214L124 213ZM137 212V210H136ZM13 213V214H12ZM94 213V214H95ZM182 213V212H181ZM185 213V212H184ZM183 213V214H184ZM23 214V216H22ZM34 214V213H33ZM115 214V215H114ZM114 215V216H113ZM208 215V216H207ZM19 216V217H18ZM32 216V217H30ZM211 216V217H210ZM25 217V218H24ZM27 217V218H26ZM126 217V218H125ZM7 218V219H6ZM18 218V219H17ZM24 218V219H23ZM32 218V219H31ZM10 219V221H9ZM22 219H23V222H22ZM28 222H27V220ZM124 219V220H123ZM6 220V222H5ZM21 220V221H20ZM13 221V223H12ZM16 221H17V224H16ZM19 221V222H18ZM24 221L26 222L24 224ZM32 221V222H31ZM5 222V223H3ZM22 222V223H21ZM33 224H31V223ZM115 222V223H114ZM20 223V224H19ZM29 223V224H28ZM121 223V225H120ZM141 223V224H140ZM202 223V224H201ZM12 224V225H11ZM9 225V227H7ZM97 225L99 226L100 230H96L95 228L97 227ZM142 225V226H140ZM6 228H5V227ZM30 226V228H29ZM38 226V227H36ZM40 226V227H39ZM104 226V227H103ZM127 226V225H126ZM138 226V227H137ZM145 226V225H144ZM201 226V228H200ZM12 229H11V228ZM23 227V228H22ZM26 227V228H25ZM35 227V228H34ZM148 227V228H147ZM8 228V229H7ZM20 228V229H19ZM22 228V229H21ZM97 227V229H99ZM5 229V232L3 231ZM19 229V230H18ZM29 229V230H28ZM33 229V230H32ZM35 229V230H34ZM117 229V230H116ZM127 229V230H125ZM4 232L5 235H3L2 231ZM8 230V231H6ZM14 230V231H13ZM21 230V231H20ZM39 230V231H37ZM96 230V231H95ZM104 230V231H103ZM138 230H140L138 232ZM16 231V232H15ZM118 231V232H117ZM126 231V232H124ZM128 231V233H127ZM137 231V232H136ZM200 231V233H199ZM24 232V233H23ZM124 232V233H123ZM153 232V233H152ZM2 233V234H1ZM33 233V234H32ZM102 233V235H101ZM126 233V234H125ZM140 233V235H139ZM142 233V234H141ZM145 233V235H144ZM152 233V235H151ZM164 233V234H163ZM197 233V234H196ZM7 234V235H6ZM119 234V235H117ZM122 234V236H121ZM139 236H137V235ZM147 234V235H146ZM159 234V235H158ZM41 237V239L39 240V237ZM96 235V236H95ZM102 237H101V236ZM106 235V236H105ZM126 235V236H125ZM150 235V236H149ZM158 235V236H157ZM198 235V236H197ZM8 236L6 239L4 237ZM38 238H37V237ZM42 236H44L42 234ZM95 236V237H94ZM97 236L102 239L103 244H101L100 240L98 239V241L96 240L97 239ZM125 236V237H123ZM141 236V237H140ZM145 236V237H144ZM147 236V237H146ZM152 236V237H151ZM154 236V237H153ZM162 238H161V237ZM195 236V237H194ZM11 237V238H9ZM20 237V238H19ZM33 237H36V239ZM122 238V239H119V238ZM159 237V239H158ZM96 238V239H95ZM105 238V239H104ZM192 238V239H191ZM194 238V239H193ZM19 239V240H18ZM138 239V241H137ZM147 239V242H143L144 240ZM158 239V241H157ZM177 239L179 240L178 241V244H177ZM185 239V240H184ZM10 240V241H9ZM42 240V241H41ZM142 242H141V241ZM153 240V241H152ZM191 240V241H190ZM17 241V242H16ZM97 241V242H96ZM107 241V242H106ZM125 241V242H124ZM173 241H175L173 243ZM180 241H182V244L180 243ZM30 242H33V243H30ZM133 242V243H132ZM152 244H151V243ZM156 242V243H155ZM172 242V244H171ZM188 242V243H187ZM198 242V243H197ZM11 243V244H10ZM22 243V244H21ZM37 243V245H36ZM46 243V244H45ZM107 243V244H106ZM135 243V244H134ZM139 243V244H137ZM142 243V244H141ZM144 243V244H143ZM185 243V244H184ZM136 244H137V248L134 249V247H136ZM147 244H151L150 247H144L143 245H146ZM156 244V245H155ZM159 244V245H158ZM175 244V245H174ZM177 244V245H176ZM180 244V245H179ZM198 244V245H197ZM11 245V246H10ZM96 245V246H97ZM135 245V246H134ZM139 245V246H138ZM148 245V246H149ZM26 246V247H25ZM105 246V247H104ZM145 249V248H148L146 250L142 249V247ZM199 246V247H198ZM141 247V248H140ZM156 247V248H155ZM201 247V248H200ZM20 248V249H19ZM37 248V249H36ZM42 248V249H41ZM163 248V249H162ZM5 249V250H4ZM19 249V250H18ZM132 249V250H130ZM18 250V251H17ZM37 250V251H36ZM39 250V251H38ZM46 250V251H44ZM144 250V251H142ZM172 250V251H171ZM23 251V252H22ZM42 251V252H40ZM130 251V256L131 258L133 259H129L128 258V252ZM132 251H134L132 253ZM140 251V252H139ZM242 251V252H241ZM26 252V253H25ZM145 254H143V253ZM183 252V254H182ZM5 253V254H4ZM40 253V254H39ZM43 253V254H42ZM111 253V254H110ZM114 253V254H113ZM132 253V254H131ZM137 253V254H135ZM170 253V254H169ZM242 253V254H241ZM12 254V255H11ZM27 254V255H26ZM128 254V255H127ZM141 254V255H140ZM147 254V256H146ZM149 254V255H148ZM240 254V255H239ZM15 255V256H14ZM26 255V256H25ZM41 255V256H39ZM44 255V257H43ZM111 255V256H110ZM139 255V256H138ZM200 255V256H199ZM18 256V257H17ZM46 256V257H45ZM109 256V257H108ZM133 256V257H132ZM138 256V257H136ZM146 256V258H145ZM15 257V258H14ZM28 257V258H27ZM31 257V258H30ZM43 257V258H42ZM112 257H115V258H112ZM135 257V259H134ZM143 257L145 259H143ZM112 259H116V260H111ZM174 260H173V259ZM179 258V259H178ZM126 259V260H125ZM178 259V260H177ZM182 259V260H181ZM5 260V261H4ZM21 260V261H19ZM25 260H28L26 262H24ZM32 260V261H31ZM43 260V261H42ZM45 260V262H44ZM128 260V261H127ZM185 260V261H184ZM187 260V261H186ZM40 261V262H39ZM49 261V262H48ZM146 261V263H145ZM176 261V262H175ZM7 262V263H6ZM16 262V263H15ZM116 262V263H115ZM130 262V263H129ZM166 262V263H165ZM175 262V263H174ZM180 262V263H178ZM142 264V263H141Z\"/></svg>",
  "mask_w": 264,
  "mask_h": 264
}]
</instances>
